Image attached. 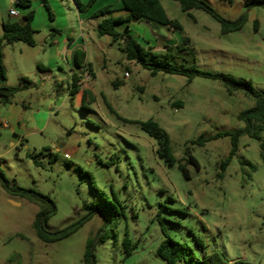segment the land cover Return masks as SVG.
<instances>
[{"label":"rangeland","instance_id":"374dc122","mask_svg":"<svg viewBox=\"0 0 264 264\" xmlns=\"http://www.w3.org/2000/svg\"><path fill=\"white\" fill-rule=\"evenodd\" d=\"M103 1L107 6L109 0ZM202 1L228 21L247 14L242 29L222 34L220 23L206 11L187 13L174 0H160L182 30L153 28L140 20L132 24L134 37L162 57L166 45L188 38L183 51L171 52L172 63L251 80L264 93V7L248 5L249 0ZM36 16L33 26L41 28V14ZM93 35L97 46L89 59L95 78L79 86L83 96L88 92L84 104L70 93L66 64L58 61L66 74L55 72L64 89L36 80L38 64L48 65L43 33L35 34L36 46L25 44L18 61L7 54L6 86L27 87L16 94L12 115L11 104L0 103V173L11 185L52 199L57 212L48 231L87 216L86 203L100 209L70 237L43 243L34 228L38 207L9 194L0 180V264H83L88 242L102 229L107 238L95 245L97 264H166L157 255L166 236L180 244L187 258L218 252L231 264H264V132L261 140L240 139L222 178L220 164L230 153V137L191 145L200 136L242 128L238 114L253 101L241 92L230 95L217 80L152 75L128 60L118 42ZM177 101L181 108L174 105ZM148 120L168 132L176 158L185 159L190 147L200 166H187L191 180L178 165L166 166L156 154L157 142L129 122ZM126 235L136 245L129 256Z\"/></svg>","mask_w":264,"mask_h":264},{"label":"trees","instance_id":"16d2710c","mask_svg":"<svg viewBox=\"0 0 264 264\" xmlns=\"http://www.w3.org/2000/svg\"><path fill=\"white\" fill-rule=\"evenodd\" d=\"M80 10H86L91 7L96 0H90L87 5H84L81 0H74ZM123 4L122 10L126 12L124 15L114 16L116 11L109 7H104L99 11L95 12L93 17H103V20L97 26V33L100 37L110 36L112 42H118L120 48L123 49L127 54V59L134 61L141 65L144 69L151 72L152 75L159 73H167L173 75L185 76L188 82H192L195 77H203L212 80L219 81L222 86L230 95L237 93H243L247 98L253 101V106L241 111L238 114V119L243 122L242 128L235 129L233 131H227L218 133L215 136L207 137L200 136L191 142V145L204 146L208 141L217 139L220 137H230L231 139V150L226 159L220 164L219 174L220 178L224 176V172L229 166L230 162L237 154L239 150V142L242 137H248L251 139L261 140L264 132V93L257 90L251 80L244 78H236L231 74L227 73H210L202 71L193 66H178L171 61L174 60V56L171 54L172 51L178 50L183 51L189 45V39L184 38L183 41L176 45H166L167 54L162 57L160 54L153 51L151 45H142L131 32L132 21L144 20L149 22L154 27H166L168 29H176L181 31V25L176 22H172L165 9L163 8L160 0H117ZM180 4L182 11L189 13L193 9H200L206 11L214 19H216L221 25V33L228 34L234 31L242 29L247 14H244L238 21L232 22L221 17L208 3L202 0H174ZM261 5L264 7V0H249L248 5ZM30 0H19V6L28 8L30 7ZM48 10L50 8L46 5ZM51 13V12H50ZM25 18L27 21L24 25H21L19 21L8 22L4 24L3 34L0 36V103L9 105L12 103L13 98L22 91L26 86H15L8 87L7 83V72L4 64V57L2 47L4 43L13 44L17 42H23L28 46H35V34L36 31L31 27V21L34 19V11H30ZM51 18H53L51 14ZM122 25L123 30H118V26ZM255 26L258 27V22H255ZM86 53L83 51H77L75 56V66L77 69H86L92 77L94 73L92 71V65L85 61ZM26 81V78H22ZM80 77L78 74L74 75V82L70 88V93L75 96L79 92ZM119 85V83H115ZM84 94L83 104L86 101V95ZM82 104V105H83ZM175 106L181 108L182 102L177 101L174 103ZM136 123L140 128L151 138H153L158 145L156 154L168 167L178 165V169L183 174L186 180H191V175L188 170V165H193L199 170V162L192 155L190 147H187L185 151L186 158L178 159L173 153L171 147V139L168 132L160 126L154 120H148L144 122L129 121ZM264 147V144H262ZM264 163V154L262 155ZM185 161V163H183ZM247 163H243L246 165ZM255 169L254 166H252ZM1 185L4 190L9 194L25 199L30 203L38 207V212L34 221V228L36 230L39 240L43 243H54L64 240L74 234L80 227H82L87 221H89L93 215L100 209L98 205H90L86 203L85 208H89L90 212L87 216L82 218L80 221L72 223L71 225L56 231H48V221L56 214L57 208L52 199L36 192L31 189L22 188L20 186L11 185V182L0 173ZM107 225V224H106ZM105 225V226H106ZM106 236L103 233V229L97 233V237L94 240H90L87 244L85 258L83 264H97V259L94 254L95 245L99 242H104ZM201 246V241L197 240ZM124 249L126 255L132 254L136 245L132 244L128 235L123 240ZM180 244L169 236H166L163 242L157 249V255L163 259L166 264H178L184 262L185 264H231L224 256L218 252L211 254H204L200 258H187L185 253L180 248Z\"/></svg>","mask_w":264,"mask_h":264},{"label":"crops","instance_id":"0c3cea01","mask_svg":"<svg viewBox=\"0 0 264 264\" xmlns=\"http://www.w3.org/2000/svg\"><path fill=\"white\" fill-rule=\"evenodd\" d=\"M19 0H0V8L2 13V19L0 20V36L3 34L4 24L8 22L22 21L23 18L30 12L34 11V19L31 21V27L38 32L43 33L45 39V49L43 51L44 59L48 61V65L38 64V74L36 80L40 82L43 86H46L50 83H54L56 87L60 90L63 88V81L55 72H61L66 74V72L59 66V62L64 63L68 67V77L71 79V84L68 86L70 89L74 82V75L78 74L81 77L86 69H77L75 66V56L77 51H83L86 53L85 61L90 62V54L92 51V46H97V41L93 33L98 35L97 26L103 20V17H93L94 13L99 11L104 7H109L110 9L116 11L114 16H120L126 14L123 8L121 1L109 0L107 6H104L103 0H97L96 4L92 7L87 8L86 10H80L74 0H30V7L24 8L17 5ZM84 5L89 3L90 0H81ZM100 4L98 8L97 4ZM36 5V6H35ZM49 6L50 11L47 6ZM19 7L24 8V11H21ZM15 9L19 12L18 17L10 15V11ZM35 9V10H34ZM45 11H48V18L45 14ZM51 12V13H50ZM36 13H40V21H43L41 28L33 26V22L37 20ZM51 14L53 18H51ZM95 20H98L95 24ZM131 23V32L132 24ZM149 24V23H148ZM123 26H118V30H123ZM155 28V27H153ZM92 31V33H91ZM99 36V35H98ZM134 36V35H133ZM100 37V36H99ZM103 37V36H102ZM110 37V36H108ZM111 38V37H110ZM112 40V39H111ZM36 41V40H35ZM22 44V45H21ZM36 46V44H35ZM25 43L17 42L13 44L4 43L2 47L4 64L7 70V54L13 53L12 56L15 59L22 58L26 51ZM59 61V62H58ZM56 64V66H55ZM53 65V66H51ZM49 67H51L49 69ZM92 71L95 72L92 66ZM19 73L24 74L23 70L19 68ZM27 87V86H26ZM25 87V88H26ZM79 101L83 103L84 96L82 95V90L79 88V92L76 94ZM9 112L12 115V109L18 107V102L16 98H13V101L10 105Z\"/></svg>","mask_w":264,"mask_h":264},{"label":"built area","instance_id":"2783aa9c","mask_svg":"<svg viewBox=\"0 0 264 264\" xmlns=\"http://www.w3.org/2000/svg\"><path fill=\"white\" fill-rule=\"evenodd\" d=\"M17 5H19V1H17ZM10 15L14 16V17H18L19 16V12L15 9H12L10 11ZM91 74L88 71H84L83 75L80 77V80L78 82L79 86H81L83 83L85 82H89L91 80ZM8 125L5 123L4 127H7Z\"/></svg>","mask_w":264,"mask_h":264},{"label":"water","instance_id":"95a60500","mask_svg":"<svg viewBox=\"0 0 264 264\" xmlns=\"http://www.w3.org/2000/svg\"><path fill=\"white\" fill-rule=\"evenodd\" d=\"M26 21H27V19H26V18H23L22 21H21V20L19 21V23H20L21 25H24Z\"/></svg>","mask_w":264,"mask_h":264}]
</instances>
